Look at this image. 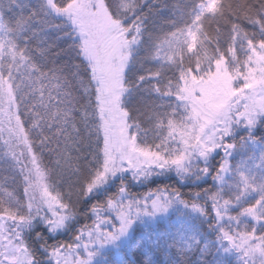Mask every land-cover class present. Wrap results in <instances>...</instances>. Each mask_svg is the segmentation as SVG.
<instances>
[{"label":"snow or ice","instance_id":"1","mask_svg":"<svg viewBox=\"0 0 264 264\" xmlns=\"http://www.w3.org/2000/svg\"><path fill=\"white\" fill-rule=\"evenodd\" d=\"M160 22L170 27L153 35ZM221 22L230 24L226 48ZM142 102L156 129L151 143L133 115L144 114ZM261 118L264 0H0V172L13 182L22 177L26 197L8 192L0 200V264H70L71 247L49 244L33 230L36 222L54 235L75 218L72 196L79 203L124 172L139 180L168 169L210 176L215 191L197 195L211 201L222 240L242 264H264V171L260 165L256 172L234 171L229 157L236 145L228 139L241 125L253 131ZM84 145L93 159L81 179ZM45 151L51 167L43 165ZM221 151L213 171L208 161ZM52 174L67 184V201ZM253 195L238 214L229 211ZM151 199L157 211L169 202L168 196ZM132 208L115 209L121 233ZM91 258L89 252L79 264Z\"/></svg>","mask_w":264,"mask_h":264},{"label":"trees","instance_id":"2","mask_svg":"<svg viewBox=\"0 0 264 264\" xmlns=\"http://www.w3.org/2000/svg\"><path fill=\"white\" fill-rule=\"evenodd\" d=\"M106 1L107 3L110 2V0ZM55 2L60 3L62 0H55ZM168 2L170 4L179 2L182 5H193L199 3L200 0H168ZM232 2L240 3L243 0H232ZM238 22L241 27L249 31L252 30V25L247 20L241 18ZM160 23L162 27H156L153 35L163 36L164 32L170 27L166 23ZM216 27L217 25L212 26L213 29ZM219 27L224 33V36L220 39V46L226 48V36L230 24L221 22ZM51 39H55L54 33L51 35ZM60 46L66 47V44L61 42ZM61 59H64V57H61ZM148 67H151V65H148ZM130 70L138 71L135 65ZM142 95L144 96V101L150 102L153 99V97H148L146 94ZM140 106L144 114L133 113V115H139L137 123L140 124L141 129L147 130V139L151 143L155 139L154 134L156 131L154 125L148 119L151 110L144 108L143 102ZM262 149L264 150V144H262ZM91 151L92 149L88 145H84L80 161L82 170L81 179L92 169V164L89 163L93 159L89 154ZM42 161L44 166L51 167L49 155L46 151L43 153ZM4 176H9V173L7 171L0 172V200H6L8 198L6 194L11 192L21 201L24 195L21 177L17 175L15 182H13L9 176L8 181L5 182L3 179ZM49 180L55 185L56 191L63 195L67 201L69 188L64 183V179L56 174H52ZM159 190L170 192L173 198L177 199V202L184 201V203H181L186 207L192 206V204H198L203 209V217H190L184 211L179 210V212L172 214L165 221L151 226H137L134 229L133 236L127 248L118 252L107 253L97 264H236L233 260H227L220 255L217 245V234L213 228L214 220L210 201L207 200L205 195H197L204 193L205 190L214 191L210 179L201 181L198 184L181 185L173 178H158L141 189H130L129 193H132V196H139V193L142 192L146 193L147 191ZM107 197L108 195L105 192L104 195L93 196L91 199L87 197L79 203H76V197L72 196L77 220L74 230L80 227L84 219L88 218V211L91 207H99L102 200ZM252 202L254 200L247 204H251ZM34 231L42 232L47 238V232L45 230L42 231L40 228H36ZM47 240L49 244L56 242H61L62 244L65 238L62 236L55 239L48 237Z\"/></svg>","mask_w":264,"mask_h":264},{"label":"rangeland","instance_id":"3","mask_svg":"<svg viewBox=\"0 0 264 264\" xmlns=\"http://www.w3.org/2000/svg\"><path fill=\"white\" fill-rule=\"evenodd\" d=\"M105 2L107 3L106 0ZM249 137H251V139H249ZM228 139L236 145L229 157V163L234 171L239 167L244 171L256 172L258 171L255 167L257 165L261 166L259 171H264V150L262 149V144H264V118H261L260 122L253 131L250 132L248 129L244 128L243 125H241L235 130L234 135ZM223 155L224 153L221 151L219 155L213 154L212 157H210L208 166L213 171L218 166L220 160L223 158ZM158 178H173L181 185L198 184L201 181L210 179L212 182V188L214 191L216 189V185L210 176L198 177V174L195 172L184 174L178 173L174 169H168L165 171L154 170L152 175L139 180L135 179L131 172H124L117 174L88 196V199H91L93 196L104 195L105 192L108 195L106 199L102 200L97 212H93L91 207L88 211V218L84 219L80 227L74 230L77 224L75 215L74 219L69 220L66 223L64 229L58 230L54 235L49 233L48 229L39 222H36L33 230L36 228H40L42 231L45 230V232H47V238L49 237L55 239L60 236L65 238L62 245L67 244L71 247V251L67 253L70 264H72V262L79 264V261L86 260L89 252L92 253L90 264H97L107 253L118 252L127 248L133 236L134 229L137 226H151L158 222L165 221L172 214L179 212V210L184 211L190 217H203L204 212L202 214L200 211H194L192 206L186 207L181 202H177V199L173 198L170 192L162 190L147 191L146 193H139V196H132V193H129L130 189H141L148 183H151ZM21 181L24 188L22 177ZM116 183L117 185L114 187ZM121 187L125 188L126 192L121 193ZM159 196H168L169 202L162 210L157 211L152 207L151 198ZM111 198H114L113 208L108 207V201ZM255 199L256 196L253 195L244 201L240 206H234L230 208L229 211L233 215L238 214L245 204ZM21 201H26L25 194L23 195V199ZM161 203L163 204L164 202L162 201ZM127 204H133V208L131 209L132 213L129 216L131 224L127 227L126 231L121 233L119 231L121 228V222L118 219L115 209ZM196 205L198 206V204ZM200 208L202 209V207ZM124 210L128 211L126 207ZM212 214L214 220L213 228L217 234V245L220 255L227 260H233L236 264H242V258L239 253L234 249H231L230 245L222 240L220 231L221 226L217 224L214 213ZM247 223L251 226L252 222L247 220ZM223 226H227V222H224ZM81 233H83V235L81 236V239L77 241L76 236ZM89 233H93L94 235L90 237ZM101 234H109L113 238L111 240L103 239L101 238ZM257 234L259 235V232ZM85 245H87V248L84 247Z\"/></svg>","mask_w":264,"mask_h":264}]
</instances>
